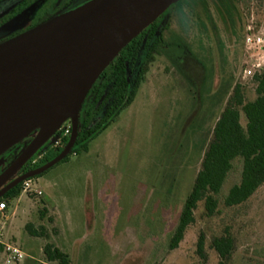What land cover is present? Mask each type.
<instances>
[{"label":"rangeland","instance_id":"1","mask_svg":"<svg viewBox=\"0 0 264 264\" xmlns=\"http://www.w3.org/2000/svg\"><path fill=\"white\" fill-rule=\"evenodd\" d=\"M210 3L222 53L214 37L201 38L192 24L184 51L176 49L168 58H157L134 103L89 144L87 153L31 180L32 193L8 208L4 240L31 257L22 264H51L43 253L47 245L66 253L71 264H219L211 246L215 238L226 235L235 244L230 264H264V186L243 206L224 205L229 191L240 183L239 162L221 192L217 216L208 219L204 204H199L183 243L169 251L201 169L202 148L225 107L219 93L233 81L245 88L247 101L256 99L255 87L243 76V41L223 24ZM238 10V32L264 27V0H240ZM170 16L166 40L176 37L177 42L184 37L180 14L164 17ZM56 138L37 159L52 152L47 151ZM28 144L26 140L0 158V169L6 170ZM42 229L46 237H36ZM202 234L206 261L197 256ZM5 260L0 254V264Z\"/></svg>","mask_w":264,"mask_h":264},{"label":"trees","instance_id":"2","mask_svg":"<svg viewBox=\"0 0 264 264\" xmlns=\"http://www.w3.org/2000/svg\"><path fill=\"white\" fill-rule=\"evenodd\" d=\"M239 1L211 0V3L219 19L225 26L232 28L234 36L239 42L243 41L245 47L247 30L241 28V32H238L236 29L237 21L240 19ZM209 3V0H181L171 8L180 12H190L180 14L178 21L184 37L177 38V42L176 37L173 39V44L167 43L161 37L145 44L143 37L146 33H144L121 52L95 84L93 92L88 95L80 115L77 143L71 154L61 163H66L71 157L87 153L89 144L105 132L115 119L134 103L150 67L158 57L168 58L176 52V49L180 52L184 51L186 46L184 38L194 30L192 24L193 27L197 26L201 38L211 41L214 37L218 42L219 52L222 53L223 47L219 40L217 26L209 11ZM152 28L151 39H154L156 24ZM255 33H264V27H256ZM203 50L206 49L203 48ZM249 79L256 93V99L252 102L247 101L245 88L239 84L234 86L233 81H230L224 91L219 93L223 95L225 107L216 120L211 138L202 148L201 169L179 216L171 238L170 252L179 249L186 233L195 224V212L199 204H204L208 219L217 216L219 197L236 163L239 162L242 165L241 179L224 199L226 208L232 209L245 205L264 186V69L255 72ZM101 81H105L103 91L96 94V88ZM105 92H108V95L101 103ZM104 110L105 114L102 116ZM56 136L59 137V134ZM69 141L70 138L63 139L61 147L46 153L37 165H33L34 159H32L21 173L26 175L49 164L62 154ZM23 192L24 184H21L5 195L0 203H6L10 208L21 198ZM35 236L46 237L45 230L36 232ZM211 247L219 257V264H230L235 251L234 240L230 235L215 238ZM43 253L48 263L71 264L70 257L53 245H47ZM197 256L202 261L207 260L206 238L203 234L197 243Z\"/></svg>","mask_w":264,"mask_h":264},{"label":"water","instance_id":"3","mask_svg":"<svg viewBox=\"0 0 264 264\" xmlns=\"http://www.w3.org/2000/svg\"><path fill=\"white\" fill-rule=\"evenodd\" d=\"M180 1L93 0L0 45V158L34 137L0 176V190L67 122L72 130L60 156L15 180L0 191V200L71 154L95 84L127 46Z\"/></svg>","mask_w":264,"mask_h":264},{"label":"flooded vegetation","instance_id":"4","mask_svg":"<svg viewBox=\"0 0 264 264\" xmlns=\"http://www.w3.org/2000/svg\"><path fill=\"white\" fill-rule=\"evenodd\" d=\"M91 1L93 0H0V45L26 34L52 19H55L68 12L74 11ZM209 1L211 2V0ZM169 13L189 14L190 12H180L174 9L171 11V9H169L165 14ZM165 14L153 24H156V33L154 39H151V35L153 33V25L142 33H146L143 37L145 44L151 42L152 40L154 41L155 39H161V37L167 43L169 42L166 40V35L170 33L172 16L164 17ZM175 18H178V15L175 16ZM171 42L173 44V40ZM104 85L105 81H101L96 88L97 92H94H96V94L101 93L103 91ZM92 90L91 92H93ZM107 95L108 92H105V95L102 97L101 103L106 100ZM104 114L105 110L102 112V116H104ZM33 138L34 137L28 139L29 144L33 141ZM56 148L57 147L54 145L47 152L55 150ZM23 151L24 149L21 150L19 156ZM8 168H6V170ZM6 170L2 171L0 169V176ZM21 176H23V174L21 172L18 173L0 191L5 189Z\"/></svg>","mask_w":264,"mask_h":264},{"label":"built area","instance_id":"5","mask_svg":"<svg viewBox=\"0 0 264 264\" xmlns=\"http://www.w3.org/2000/svg\"><path fill=\"white\" fill-rule=\"evenodd\" d=\"M247 37L245 39V69L243 72L244 79H249L253 77L255 72L264 69V33L256 34L255 28H247ZM71 126L68 128L66 126L62 127L59 134L58 141L54 144L57 148L61 147L62 140L71 137ZM34 158L33 165H37L42 159ZM32 193V181H27L24 183L23 194ZM36 196L41 197V192H36ZM8 211V206L6 203H0V253L4 255L6 264H22L27 256L20 249L6 244L4 240L5 225L4 221L7 219L6 212Z\"/></svg>","mask_w":264,"mask_h":264},{"label":"crops","instance_id":"6","mask_svg":"<svg viewBox=\"0 0 264 264\" xmlns=\"http://www.w3.org/2000/svg\"><path fill=\"white\" fill-rule=\"evenodd\" d=\"M1 254V253H0ZM66 254V253H65ZM3 255V254H2ZM27 256V255H26ZM31 260V257H27V259L25 260V263H28Z\"/></svg>","mask_w":264,"mask_h":264}]
</instances>
